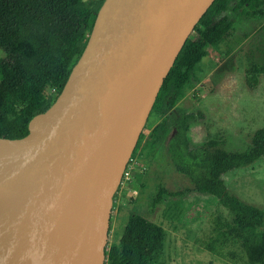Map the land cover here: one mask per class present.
Listing matches in <instances>:
<instances>
[{
    "label": "water",
    "instance_id": "water-1",
    "mask_svg": "<svg viewBox=\"0 0 264 264\" xmlns=\"http://www.w3.org/2000/svg\"><path fill=\"white\" fill-rule=\"evenodd\" d=\"M213 1H103L53 104L26 136L0 138V264H105L113 196Z\"/></svg>",
    "mask_w": 264,
    "mask_h": 264
},
{
    "label": "trees",
    "instance_id": "trees-1",
    "mask_svg": "<svg viewBox=\"0 0 264 264\" xmlns=\"http://www.w3.org/2000/svg\"><path fill=\"white\" fill-rule=\"evenodd\" d=\"M103 1L0 0V49L5 53L0 59V138L26 136L29 121L53 104L86 46ZM240 12L249 20H264V0H214L199 19L164 78L131 160L139 154L145 163L158 161L190 182L176 191L155 183L149 212L164 203L178 213L189 192L211 196L228 215L216 218L206 249L220 255L225 247H237L248 264H264V209L230 193L224 180L226 173L264 157V127L255 130L243 150L225 149L218 136L194 145L188 132L203 115L178 106L200 83L203 59L210 48L219 51ZM245 75L252 86L264 77V54ZM164 239L163 229L132 210L118 244L105 248V264H157Z\"/></svg>",
    "mask_w": 264,
    "mask_h": 264
},
{
    "label": "rangeland",
    "instance_id": "rangeland-1",
    "mask_svg": "<svg viewBox=\"0 0 264 264\" xmlns=\"http://www.w3.org/2000/svg\"><path fill=\"white\" fill-rule=\"evenodd\" d=\"M234 30L219 51L210 48L201 63V81L188 91L178 106L199 110L202 120L191 123L188 136L200 145L211 137H221L227 150H243L255 130L264 127V77L250 85L246 71L260 64L264 54V20L235 15ZM5 53L0 49V59ZM154 120L147 125L150 129ZM141 153V152H140ZM228 191L241 200L264 209V157L255 163L224 175ZM160 182L168 191L190 187L188 179L160 162L145 163L138 154L111 204L106 247L118 244L130 212L136 210L165 232L162 254L157 264H248L237 247H225L220 255L206 249L215 220L227 211L207 195L189 192L181 198L178 213L160 203L149 212L148 202ZM234 256H231L230 254Z\"/></svg>",
    "mask_w": 264,
    "mask_h": 264
},
{
    "label": "built area",
    "instance_id": "built-area-1",
    "mask_svg": "<svg viewBox=\"0 0 264 264\" xmlns=\"http://www.w3.org/2000/svg\"><path fill=\"white\" fill-rule=\"evenodd\" d=\"M130 161H131V159H130ZM129 163V162H128ZM130 165V164H129ZM129 165H127V167H126V169H125V171H124V173H123V179L125 178V176L127 175V173H128V170H129Z\"/></svg>",
    "mask_w": 264,
    "mask_h": 264
}]
</instances>
